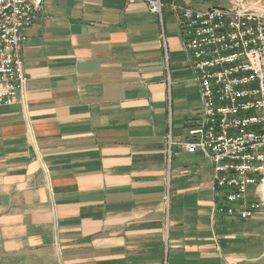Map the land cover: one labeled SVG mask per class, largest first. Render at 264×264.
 <instances>
[{"label":"crops","instance_id":"obj_1","mask_svg":"<svg viewBox=\"0 0 264 264\" xmlns=\"http://www.w3.org/2000/svg\"><path fill=\"white\" fill-rule=\"evenodd\" d=\"M44 0L0 107V264H264V216L214 212L202 153L181 143L202 102L171 2Z\"/></svg>","mask_w":264,"mask_h":264},{"label":"built area","instance_id":"obj_2","mask_svg":"<svg viewBox=\"0 0 264 264\" xmlns=\"http://www.w3.org/2000/svg\"><path fill=\"white\" fill-rule=\"evenodd\" d=\"M44 0H0V107L22 102L27 86L21 57L27 30ZM161 16V0H146ZM183 47L197 85L202 116L181 143L202 153L223 191L214 212L249 220L264 216V9L241 1L197 10L177 2Z\"/></svg>","mask_w":264,"mask_h":264}]
</instances>
